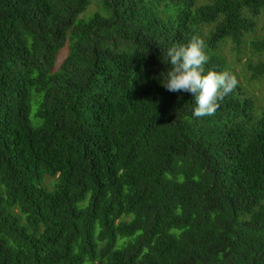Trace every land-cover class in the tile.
Masks as SVG:
<instances>
[{
  "label": "trees",
  "instance_id": "obj_1",
  "mask_svg": "<svg viewBox=\"0 0 264 264\" xmlns=\"http://www.w3.org/2000/svg\"><path fill=\"white\" fill-rule=\"evenodd\" d=\"M92 2L0 0V264H264V105L223 52L264 0ZM193 36L238 80L199 119L163 87Z\"/></svg>",
  "mask_w": 264,
  "mask_h": 264
},
{
  "label": "clouds",
  "instance_id": "obj_2",
  "mask_svg": "<svg viewBox=\"0 0 264 264\" xmlns=\"http://www.w3.org/2000/svg\"><path fill=\"white\" fill-rule=\"evenodd\" d=\"M205 48V41L193 36L187 45H174L165 53L171 67L166 72L167 80L163 87L169 92L193 94V116L198 119L213 116L220 102L238 86L236 76L228 71L209 70L205 74V65L210 60Z\"/></svg>",
  "mask_w": 264,
  "mask_h": 264
},
{
  "label": "rangeland",
  "instance_id": "obj_3",
  "mask_svg": "<svg viewBox=\"0 0 264 264\" xmlns=\"http://www.w3.org/2000/svg\"><path fill=\"white\" fill-rule=\"evenodd\" d=\"M97 10H98V4L96 3V0H93L92 4L88 7V10L82 16L85 19L87 18V16L92 15ZM263 25H264V18L260 16L257 20V27H258L257 31L255 34L247 36V38L245 39V44H243L241 47V52L238 61L231 54V45L227 44L223 47V52L227 55L229 61L232 62L233 70L236 73L238 80L241 82V85H243V87L248 91L250 95L254 96L255 100L257 99V101H261L258 102L259 106L264 105V78H262L260 81L257 82H251V83L247 82L249 78L248 76L249 74L245 72L244 65L247 62H252L255 64L256 61L258 60V54H256L257 52H255L256 50L254 49V46L252 44L256 37L258 36L261 37L264 34V32L262 31V29H264ZM65 56H66V48H64L58 54L54 70H56L59 67ZM34 112H35V108L33 106L30 113V119L33 117ZM52 181H53L52 179H47L46 183H50Z\"/></svg>",
  "mask_w": 264,
  "mask_h": 264
}]
</instances>
